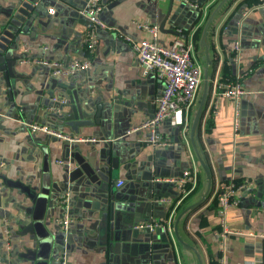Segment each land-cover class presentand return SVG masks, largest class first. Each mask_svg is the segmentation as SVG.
I'll return each mask as SVG.
<instances>
[{
  "label": "crops",
  "instance_id": "1",
  "mask_svg": "<svg viewBox=\"0 0 264 264\" xmlns=\"http://www.w3.org/2000/svg\"><path fill=\"white\" fill-rule=\"evenodd\" d=\"M102 1L106 7L101 18L108 27L98 31L99 45L89 56L90 67L59 77L48 67L22 60L67 63L88 58L87 22L79 13L86 0H0V264H59L56 256L64 244L55 221L64 209L53 199L67 194L72 198L68 264L192 263L177 240L174 220L199 199L203 171L189 132L188 146L181 129L162 123L159 132L170 141L165 147L141 142L145 131L129 132L154 114L162 84L155 75L142 73L125 36L147 37L134 20L160 27L172 7L165 25L172 32L160 29L159 41L193 42L194 57L202 66L201 33L220 0H202L201 8L183 0ZM211 31V89L199 142L212 170L213 187L208 199L186 215L179 233L198 249L204 264H264L260 236L264 234V0H231ZM235 41H240L239 61L233 59ZM236 79L245 90L237 116L234 101L216 91V81ZM74 95L82 116L74 115ZM58 99L67 100L63 111L56 110ZM214 104L216 113L211 112ZM29 123L49 126L76 140L33 133ZM192 167L195 187L177 204L181 189L173 180ZM46 179L50 213L34 221V233L21 235L22 223L33 220L34 204L6 181L20 180L41 192ZM232 179H252L254 185L240 190L238 205L227 212L228 227L238 233L224 236L214 198L219 185ZM164 198L173 200L170 207L161 201ZM86 199L101 202L102 209L84 207L80 202ZM172 209L173 236L161 225L155 230L135 228L146 222L165 226ZM28 250L35 255L26 257Z\"/></svg>",
  "mask_w": 264,
  "mask_h": 264
},
{
  "label": "built area",
  "instance_id": "2",
  "mask_svg": "<svg viewBox=\"0 0 264 264\" xmlns=\"http://www.w3.org/2000/svg\"><path fill=\"white\" fill-rule=\"evenodd\" d=\"M183 1L194 8H201L204 4L202 3V0ZM211 4L212 2L205 4L202 9H207ZM258 5H260V3ZM105 7L106 5L102 0H86L84 6L79 10L80 15L83 16L87 22L84 32V42L88 52V58H74L67 63L47 58H27L23 59L22 62L48 67L51 75L59 77H70L78 71L88 69L91 65L89 56L95 52L97 46L99 45L98 31L99 29H105L108 27L107 23L101 18V13ZM48 12L50 14H54L55 10L54 8H50ZM250 12L251 11L248 10L244 14L248 15ZM134 24L138 29L146 33L147 37L136 40L131 36H125V39L131 43L132 48L137 55L142 73L144 75H155L161 82L162 89L155 100L156 109L154 114L145 118L139 125L131 128L129 132L145 131L146 135L141 138V142L152 144L154 146L165 147L170 145V141L167 137L161 135L159 127L162 123L168 121L171 125L181 129L183 139L189 146L188 130L190 125V112L195 104L203 77L202 66L194 57V44L184 38H177L169 44H164L159 41L160 27L158 24H152L141 20H134ZM233 49L235 52L233 59L235 61H239L240 41H235ZM216 86L218 87L216 91L221 96L234 101L236 107L235 113L237 116L239 112V104L245 94V90L242 87L241 82L238 79L228 82L216 81ZM56 101L62 104L67 102L66 99H58ZM217 107L218 105L214 104L211 112L216 113ZM56 110L59 111L58 108ZM236 121L238 122L237 117ZM237 122L235 123V130H237ZM27 126L33 133H46L68 141L76 140V138L63 134L62 132L46 125L29 123ZM173 181H176L181 189V197L176 201L177 204H180L195 187L196 168L192 167L185 170L179 178ZM190 183L192 186H190ZM121 184H123V181L118 182V185ZM253 185L254 181L252 179H246L244 181L232 179L228 182L220 184L216 190V196L214 199L218 205L217 212L223 226L224 236H228L232 233H238L228 227L226 223L227 212L230 207L238 205V192ZM68 200L69 197L67 194L62 199L61 205H59L64 209L63 213L60 217L56 218L55 221L60 232L65 234L63 242L64 249L56 257L59 264H68V242L66 234L72 224L70 206L69 203H67ZM161 201L166 203L169 207L173 202L171 198H164L161 199ZM174 212L175 209L170 211L168 223L165 226L164 224L156 222H146L137 224L135 228L155 230L161 225L168 229L173 236L171 220ZM260 236L264 237V234H260Z\"/></svg>",
  "mask_w": 264,
  "mask_h": 264
},
{
  "label": "water",
  "instance_id": "3",
  "mask_svg": "<svg viewBox=\"0 0 264 264\" xmlns=\"http://www.w3.org/2000/svg\"><path fill=\"white\" fill-rule=\"evenodd\" d=\"M174 0H171V3ZM231 0H220L216 5L213 6V10L209 13V15L206 18L202 33H201V38L199 41V48L202 51V68H203V77L202 81L200 84L199 92L195 101V104L191 110V116H190V125H189V137H190V142L192 149L196 155V158L200 164V167L203 171V187L200 191V196L199 199L196 202H193L192 204L185 206L181 212L178 214L176 219L174 220V232L176 234L177 240L181 246V249L185 252V254L192 260L191 264H204L203 258L198 251V249L193 246L192 244L188 243L186 240H184L179 233V227L180 224L183 222L185 219L186 215H188L192 210L203 204L209 197L212 187H213V175H212V170L209 165V162L207 160V157L204 153L203 148L200 146L199 142V128H200V123L201 119L204 113V109L207 103V99L209 96V92L211 89V66L213 64L212 57H211V42H210V35H211V30L214 26V23L216 22V17L220 12L225 8V6L230 2ZM171 9L168 11L167 15L165 16L164 20L160 24V29L161 31H168L172 32V30H166L165 25L167 23V20L170 16ZM69 89V88H68ZM75 96V104L73 106V112L75 116H82L83 111L82 108L80 107L78 98L76 95ZM57 106L56 109L58 108L59 111H63V108L65 107V104H62L60 102H56ZM62 104V106H60ZM99 114V112H98ZM115 165L116 164V159L114 158ZM6 184L10 186L11 188H18L21 192L25 193L30 199L31 202L34 204L33 208V213L32 217L33 220L29 222L27 225L22 223V228H21V235H26L27 233H34L36 231V224L35 220L40 221L43 219V216L45 212L48 214L50 213V208H48V203H49V193H50V185L48 182V179L45 180V183L43 184V187L41 189V192H39L36 189H33L31 186L24 184L20 180H7ZM66 196V195H65ZM62 196L61 198H57L56 201L53 199V203H56L57 205H61L62 199L65 197ZM69 200L67 203H69V206H72V198L70 195H68ZM81 205L84 207H92V208H97L100 209L101 202H97L96 199H86L82 202H80ZM102 209V208H101ZM71 211V208H70ZM28 214H30V209L27 210ZM29 220H31L29 218ZM41 224V223H40ZM39 224V225H40ZM8 234L11 233L10 228H8ZM60 237L62 238V243H63V238H64V233L63 232H57ZM55 236V235H54ZM33 237V236H32ZM57 253V252H56ZM55 253V254H56ZM34 251L28 250L27 253L25 254L26 257H32L34 256ZM57 257V256H56ZM57 262V260H56Z\"/></svg>",
  "mask_w": 264,
  "mask_h": 264
},
{
  "label": "trees",
  "instance_id": "4",
  "mask_svg": "<svg viewBox=\"0 0 264 264\" xmlns=\"http://www.w3.org/2000/svg\"><path fill=\"white\" fill-rule=\"evenodd\" d=\"M198 35H199V34H198V32H197V33L195 34V40L197 39ZM214 202H215V201H214ZM215 203H217V202H215ZM211 206L215 207L216 205H215L214 203H212Z\"/></svg>",
  "mask_w": 264,
  "mask_h": 264
}]
</instances>
